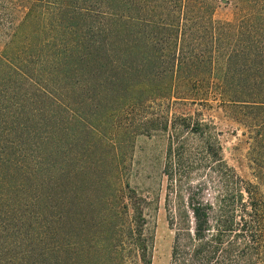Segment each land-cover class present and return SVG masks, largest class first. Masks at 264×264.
<instances>
[{
    "label": "trees",
    "instance_id": "1",
    "mask_svg": "<svg viewBox=\"0 0 264 264\" xmlns=\"http://www.w3.org/2000/svg\"><path fill=\"white\" fill-rule=\"evenodd\" d=\"M219 1L232 18H214ZM0 37V264H152L158 194L113 160L117 119L150 98L212 94L259 117L255 180L198 110L155 118L170 264H264V0H0ZM86 182L109 212L91 244L73 223Z\"/></svg>",
    "mask_w": 264,
    "mask_h": 264
},
{
    "label": "rangeland",
    "instance_id": "2",
    "mask_svg": "<svg viewBox=\"0 0 264 264\" xmlns=\"http://www.w3.org/2000/svg\"><path fill=\"white\" fill-rule=\"evenodd\" d=\"M243 9L244 7L240 8V11ZM235 12L236 7L232 2L219 1L214 8L213 16L216 19L226 20L232 18ZM4 39L5 37H0V49ZM238 81L244 83L245 79L240 78ZM203 96L207 98L196 101H191L189 97L178 99L169 96L145 100L132 114L126 113L127 115L117 119L121 124L115 127V132L112 134L116 147L114 149L110 147V150L113 154L117 152V157L113 160L120 161L125 167L124 178L132 185L149 187L158 194V207L151 208L147 223V233L152 235V264H170L173 239V230L168 225L164 207L166 178L161 171L166 138L159 134L157 129L151 128L156 124L155 118L162 113L171 116L173 112L198 110L205 119L211 120L214 124L217 130L216 137L227 163L243 177L255 180L253 138L256 134L255 123H259V117L253 119L248 114L240 115L237 108L226 107V103L217 95ZM246 120H249L248 123ZM111 121L109 119V122ZM144 128L149 129L150 134L145 133ZM96 149L99 152L102 150L100 143L97 144ZM108 149L109 147H104V153L109 152ZM99 152H93L89 156L93 158L99 155ZM107 158V163L110 164L111 156L108 155ZM103 193L99 186L89 182L84 183L82 188H78L75 192L79 200L75 206L77 219L73 222L74 234L83 242H88L87 244L92 243L91 237L96 233L97 228L105 230L106 233L108 227L97 224L101 216L104 214L105 217L109 216L105 205L106 194L103 196ZM129 216L130 210H124L119 221L127 223ZM62 228L59 231H62ZM60 239L62 240L61 237ZM136 262L134 261L133 264H137Z\"/></svg>",
    "mask_w": 264,
    "mask_h": 264
}]
</instances>
